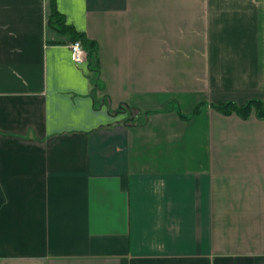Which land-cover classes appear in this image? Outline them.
I'll use <instances>...</instances> for the list:
<instances>
[{"label":"crops","instance_id":"obj_1","mask_svg":"<svg viewBox=\"0 0 264 264\" xmlns=\"http://www.w3.org/2000/svg\"><path fill=\"white\" fill-rule=\"evenodd\" d=\"M251 99L264 0H0V264H264Z\"/></svg>","mask_w":264,"mask_h":264},{"label":"trees","instance_id":"obj_2","mask_svg":"<svg viewBox=\"0 0 264 264\" xmlns=\"http://www.w3.org/2000/svg\"><path fill=\"white\" fill-rule=\"evenodd\" d=\"M48 22L51 23L56 29L60 32H68L71 36L72 42L79 41L85 51L86 59L88 61V65L91 71V79L93 82V89L92 92L94 93L97 88V79H98V66H97V45L96 42L92 39H89L84 33L76 31L72 26L67 25L64 22L63 15L60 14L57 10L53 9L48 17ZM95 97V95H93ZM104 100H97L95 99V105L100 106L99 104L102 103ZM207 105L205 102L198 103L192 113L190 115H194L199 112V110ZM212 108L218 110L223 114H231L235 113L242 118H247L252 111L255 112L256 116L259 118H264V107L262 101L259 99H251L243 104H237L233 101H225L222 103H211L209 104ZM172 107L169 106L168 108H164L163 110L171 109ZM131 107L126 104H122L117 112H121L127 110L128 112H132ZM180 116L187 118L188 115H184L178 110ZM150 112L143 113L144 115H148ZM144 119V118H143ZM142 119V121H143ZM141 121V122H142Z\"/></svg>","mask_w":264,"mask_h":264},{"label":"built area","instance_id":"obj_3","mask_svg":"<svg viewBox=\"0 0 264 264\" xmlns=\"http://www.w3.org/2000/svg\"><path fill=\"white\" fill-rule=\"evenodd\" d=\"M72 51V59L76 63H80L86 59L85 51L79 41H73L69 44Z\"/></svg>","mask_w":264,"mask_h":264}]
</instances>
